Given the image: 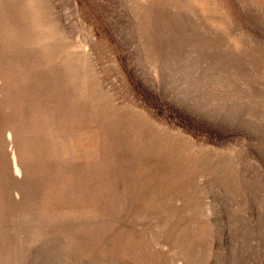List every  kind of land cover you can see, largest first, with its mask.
<instances>
[{"label":"rangeland","instance_id":"1","mask_svg":"<svg viewBox=\"0 0 264 264\" xmlns=\"http://www.w3.org/2000/svg\"><path fill=\"white\" fill-rule=\"evenodd\" d=\"M0 264H264V0H0Z\"/></svg>","mask_w":264,"mask_h":264}]
</instances>
